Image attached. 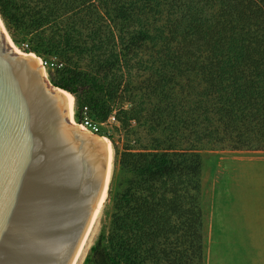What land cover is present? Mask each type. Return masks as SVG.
<instances>
[{
    "label": "trees",
    "instance_id": "obj_1",
    "mask_svg": "<svg viewBox=\"0 0 264 264\" xmlns=\"http://www.w3.org/2000/svg\"><path fill=\"white\" fill-rule=\"evenodd\" d=\"M0 15L38 57L90 59L50 82L78 123L115 114L127 137L84 264H204L202 148L264 151V0H0Z\"/></svg>",
    "mask_w": 264,
    "mask_h": 264
},
{
    "label": "water",
    "instance_id": "obj_2",
    "mask_svg": "<svg viewBox=\"0 0 264 264\" xmlns=\"http://www.w3.org/2000/svg\"><path fill=\"white\" fill-rule=\"evenodd\" d=\"M28 55L13 52L0 29V264H73L111 149L78 128L67 91Z\"/></svg>",
    "mask_w": 264,
    "mask_h": 264
},
{
    "label": "rangeland",
    "instance_id": "obj_3",
    "mask_svg": "<svg viewBox=\"0 0 264 264\" xmlns=\"http://www.w3.org/2000/svg\"><path fill=\"white\" fill-rule=\"evenodd\" d=\"M1 19L17 52L23 53L19 47L24 42H31L32 35L16 32L15 42L2 17ZM40 58L55 57L43 50ZM58 60L63 67L57 70H62L66 66L71 69L91 70L90 59L84 55L70 54L72 61L70 65L60 58ZM46 73L50 82L48 70ZM75 113L74 109V121ZM90 117L96 119L93 115ZM108 119L101 122L103 137L111 147L114 148L116 143L122 148L127 143V137L118 121L116 124L109 122ZM202 149L205 223L203 236L206 245L204 264H264V151L234 152L210 146ZM112 212L113 203L108 196L96 225L95 237L81 264H84L103 228L109 227ZM225 239L227 241L229 239L226 248Z\"/></svg>",
    "mask_w": 264,
    "mask_h": 264
},
{
    "label": "bare ground",
    "instance_id": "obj_4",
    "mask_svg": "<svg viewBox=\"0 0 264 264\" xmlns=\"http://www.w3.org/2000/svg\"><path fill=\"white\" fill-rule=\"evenodd\" d=\"M0 29L1 31L4 33L5 35V39H6V42L9 46H11L12 48V51L13 52H17L14 44H13V41L9 35V33L7 32L6 28H5V25L1 19V16H0ZM18 54H21L23 55V53H18ZM30 58H32L36 64L40 67L41 69V72L42 74L45 76L46 75V71L44 70V68H41V60L39 58L36 57L35 54H30L28 55ZM64 95L66 97V100L67 102L70 103V106H71V111H72V116H73V119H74V109H75V98L73 95H71L70 93L68 92H64ZM74 121V120H73ZM75 123V121H74ZM79 129H82L86 132V134H89L85 129H83L82 127H78ZM100 141L106 145L109 149H111V158H110V161H109V167H108V172H107V176H106V181H105V185L103 187V192H102V196H101V201H100V205H99V209L97 211V214L89 228V231L82 243V246L74 260V263L73 264H81V262L83 261L84 257L86 256L88 250L90 249L91 247V244L93 242V239H94V235H95V229H96V225H97V222H98V219L101 215V212L103 211L104 209V206H105V203L107 202V198H108V190H109V186H110V183H111V178H112V171H113V149L110 145V143L107 141L106 138L102 137L100 138Z\"/></svg>",
    "mask_w": 264,
    "mask_h": 264
},
{
    "label": "built area",
    "instance_id": "obj_5",
    "mask_svg": "<svg viewBox=\"0 0 264 264\" xmlns=\"http://www.w3.org/2000/svg\"><path fill=\"white\" fill-rule=\"evenodd\" d=\"M19 49L24 53V54H35L34 52L31 51L30 44L28 42H24L20 45ZM36 55V54H35ZM37 56V55H36ZM41 60V66L44 68V70H50V71H55L57 69H60L63 67V64H60L59 60L57 57L55 58H50V59H42L39 57ZM56 59V61H55ZM84 118L81 121V123H78L76 118H75V123L81 126L83 129L88 131L89 133L103 137L104 132L102 131V125L103 123L91 118L89 116V109L84 108L83 112ZM109 122H114L117 124V120L115 117V114L111 115L108 119Z\"/></svg>",
    "mask_w": 264,
    "mask_h": 264
},
{
    "label": "crops",
    "instance_id": "obj_6",
    "mask_svg": "<svg viewBox=\"0 0 264 264\" xmlns=\"http://www.w3.org/2000/svg\"><path fill=\"white\" fill-rule=\"evenodd\" d=\"M205 224V223H204ZM223 239H224V237H223ZM216 242L218 243L219 241L218 240H216ZM229 242V239H228V241L225 239L224 240V244H226V243H228ZM231 244V243H230ZM225 246V248H226V246H228V244H226V245H224ZM205 251H206V245H205Z\"/></svg>",
    "mask_w": 264,
    "mask_h": 264
}]
</instances>
